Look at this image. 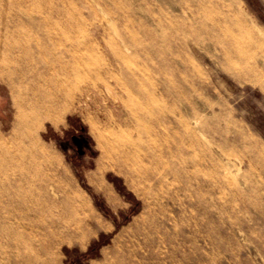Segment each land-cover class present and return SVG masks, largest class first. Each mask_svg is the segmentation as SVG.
Returning a JSON list of instances; mask_svg holds the SVG:
<instances>
[{"label":"rangeland","instance_id":"1","mask_svg":"<svg viewBox=\"0 0 264 264\" xmlns=\"http://www.w3.org/2000/svg\"><path fill=\"white\" fill-rule=\"evenodd\" d=\"M196 1L0 0V136L30 142L46 182L105 226L50 244L53 264H105L119 235L109 264H264V0H201L203 23ZM56 79L71 85L60 108ZM189 136L202 145L169 154ZM184 157L200 163L181 184L169 168Z\"/></svg>","mask_w":264,"mask_h":264},{"label":"bare ground","instance_id":"2","mask_svg":"<svg viewBox=\"0 0 264 264\" xmlns=\"http://www.w3.org/2000/svg\"><path fill=\"white\" fill-rule=\"evenodd\" d=\"M196 2V13L201 19H198V21L203 23L202 21L204 20L203 18H205L204 15L206 14V8L201 3V0H197ZM183 8L184 7H179L178 11L181 16H186L187 12ZM29 36L32 37L30 34ZM71 49V46L66 48L68 53H71ZM73 66L78 67V62H75ZM74 67L64 66L63 68L61 67L60 70L62 74H73V72H75ZM53 85L57 87L54 105L55 107L60 108L63 104H66V99L69 98L67 89H69L68 85H70V82L66 79H56L55 81L53 80ZM47 110L46 105H39L37 112L32 115L28 113V115L23 116L25 122L20 132L28 140L32 137L33 126L39 120L41 121L49 118ZM0 138L2 137L0 136ZM4 140V138L0 140V151L2 153L0 158V264H7L8 260H10L12 264L56 263L59 260V256L50 252L48 248L50 244L58 245L61 243H71L72 240H75L74 238H77L80 239V245H82L88 227L97 229L104 228L105 226L94 214L85 196L77 189L54 184L53 182H46L47 173L40 164L43 160H38V153L33 151L34 146L30 142L27 143L24 150H12L8 148L9 146L7 147L5 145ZM201 145L202 143L197 137L189 136L188 141L181 140L180 142H174L169 154L172 155L173 152L177 151L186 153L193 150L195 146ZM199 163L200 161L198 160L184 157V159H181L180 163L177 162V165L174 164V166L169 168V173L173 174L176 179H178V177H180L179 174H181V180L177 181L180 183L181 181L187 182L188 178H186L187 175L185 172L189 170L193 171L195 166H199ZM9 171L11 172L10 176L7 175V172ZM156 175V173L149 171L147 177L154 180L157 179ZM196 186L198 189L200 188V183L198 181ZM148 187H152L151 183L148 184ZM30 203H33L34 206L31 207ZM144 205H147V207L149 206L147 198H144ZM141 218L143 220L144 215H141L140 219ZM29 238L31 239V242L33 241L37 245L35 247L32 246L35 251L31 257L29 256V250L26 247V242ZM120 240V235L115 238L113 250H102L101 257L103 261H105V264H109V261L115 263L119 261L121 257L125 256V249L117 243ZM20 244L23 246L22 249L19 248Z\"/></svg>","mask_w":264,"mask_h":264},{"label":"trees","instance_id":"3","mask_svg":"<svg viewBox=\"0 0 264 264\" xmlns=\"http://www.w3.org/2000/svg\"><path fill=\"white\" fill-rule=\"evenodd\" d=\"M66 144V143H65Z\"/></svg>","mask_w":264,"mask_h":264}]
</instances>
